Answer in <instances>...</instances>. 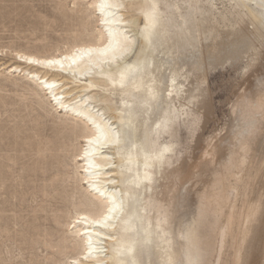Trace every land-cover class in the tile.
I'll return each instance as SVG.
<instances>
[{
    "label": "bare ground",
    "instance_id": "1",
    "mask_svg": "<svg viewBox=\"0 0 264 264\" xmlns=\"http://www.w3.org/2000/svg\"><path fill=\"white\" fill-rule=\"evenodd\" d=\"M197 1L74 2L94 19L88 41L1 68L79 140L48 231L67 255L49 264H264V148L251 152L264 146V0H231L232 26ZM239 62L228 131L192 167L173 159L208 73Z\"/></svg>",
    "mask_w": 264,
    "mask_h": 264
},
{
    "label": "rangeland",
    "instance_id": "2",
    "mask_svg": "<svg viewBox=\"0 0 264 264\" xmlns=\"http://www.w3.org/2000/svg\"><path fill=\"white\" fill-rule=\"evenodd\" d=\"M211 1L197 2L213 5L214 21L234 25L233 1ZM74 2L82 4V0H0V70L11 65L33 70L17 63L16 53L49 56L88 41L94 19H88V24ZM243 71L244 63L239 62L208 73L209 90L202 85L199 95L206 106L194 108V116L179 119L173 159L192 167L206 141L228 131L233 122L230 100ZM42 97L31 82L0 73V264H49L67 255L48 231L62 192L73 186L71 156L78 152L79 140L62 131ZM263 148L259 144L251 152L257 149L260 155ZM254 247L257 257L264 254V238L256 240Z\"/></svg>",
    "mask_w": 264,
    "mask_h": 264
}]
</instances>
